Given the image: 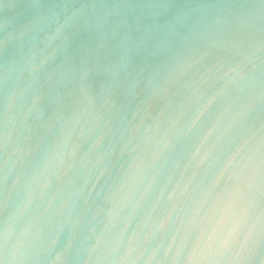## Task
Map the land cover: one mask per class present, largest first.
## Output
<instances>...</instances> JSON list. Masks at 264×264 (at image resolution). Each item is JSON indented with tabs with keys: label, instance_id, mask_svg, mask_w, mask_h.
Instances as JSON below:
<instances>
[{
	"label": "water",
	"instance_id": "1",
	"mask_svg": "<svg viewBox=\"0 0 264 264\" xmlns=\"http://www.w3.org/2000/svg\"><path fill=\"white\" fill-rule=\"evenodd\" d=\"M4 264H264V0H0Z\"/></svg>",
	"mask_w": 264,
	"mask_h": 264
},
{
	"label": "snow or ice",
	"instance_id": "2",
	"mask_svg": "<svg viewBox=\"0 0 264 264\" xmlns=\"http://www.w3.org/2000/svg\"><path fill=\"white\" fill-rule=\"evenodd\" d=\"M0 264H3V261L2 260H0Z\"/></svg>",
	"mask_w": 264,
	"mask_h": 264
},
{
	"label": "clouds",
	"instance_id": "3",
	"mask_svg": "<svg viewBox=\"0 0 264 264\" xmlns=\"http://www.w3.org/2000/svg\"><path fill=\"white\" fill-rule=\"evenodd\" d=\"M3 264H4V261H3Z\"/></svg>",
	"mask_w": 264,
	"mask_h": 264
}]
</instances>
